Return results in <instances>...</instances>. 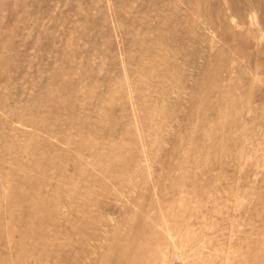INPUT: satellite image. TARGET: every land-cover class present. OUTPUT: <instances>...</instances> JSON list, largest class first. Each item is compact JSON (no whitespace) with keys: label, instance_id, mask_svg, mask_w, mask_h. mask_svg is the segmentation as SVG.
<instances>
[{"label":"rangeland","instance_id":"obj_1","mask_svg":"<svg viewBox=\"0 0 264 264\" xmlns=\"http://www.w3.org/2000/svg\"><path fill=\"white\" fill-rule=\"evenodd\" d=\"M0 264H264V0H0Z\"/></svg>","mask_w":264,"mask_h":264}]
</instances>
